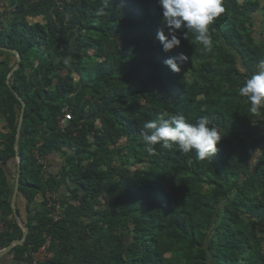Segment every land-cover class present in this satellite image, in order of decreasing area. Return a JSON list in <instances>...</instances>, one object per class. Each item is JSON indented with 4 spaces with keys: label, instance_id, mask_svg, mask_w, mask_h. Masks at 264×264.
Segmentation results:
<instances>
[{
    "label": "trees",
    "instance_id": "obj_1",
    "mask_svg": "<svg viewBox=\"0 0 264 264\" xmlns=\"http://www.w3.org/2000/svg\"><path fill=\"white\" fill-rule=\"evenodd\" d=\"M3 1L0 249L26 226L11 252L31 264L49 239L53 256L36 264H264V109L238 94L264 60V0H223L210 47L178 30L168 53L158 0ZM5 49L20 55L11 86L17 60ZM178 52L189 60L174 72L164 61ZM11 87L25 103L19 164ZM173 115L207 117L217 153H149L143 125ZM52 155L64 160L56 172ZM19 166L24 225L11 206Z\"/></svg>",
    "mask_w": 264,
    "mask_h": 264
},
{
    "label": "clouds",
    "instance_id": "obj_2",
    "mask_svg": "<svg viewBox=\"0 0 264 264\" xmlns=\"http://www.w3.org/2000/svg\"><path fill=\"white\" fill-rule=\"evenodd\" d=\"M158 4L162 10L163 27L158 30L157 39L165 53L180 47L178 30H183L184 38L187 32H194L197 42L206 48L211 46L209 25L225 11L223 0H158ZM188 60L184 52H178L164 63L172 71L178 72ZM238 94L247 99L251 113L256 114L264 109V60L259 61ZM140 135L149 153L155 152L156 145L165 149L175 146L184 153L194 152L200 160L211 159L217 153V145L222 138L217 127L210 126L207 117L189 123L183 116L177 115L146 122Z\"/></svg>",
    "mask_w": 264,
    "mask_h": 264
},
{
    "label": "water",
    "instance_id": "obj_3",
    "mask_svg": "<svg viewBox=\"0 0 264 264\" xmlns=\"http://www.w3.org/2000/svg\"><path fill=\"white\" fill-rule=\"evenodd\" d=\"M6 50L11 52V53H13L16 56V60H17L16 65L11 69V71L9 72V74L7 76V83L10 85V77L19 68V63L18 62L20 61V55L14 49H6ZM11 89L13 90L14 94L22 102V105H23L21 113H20L17 129H16V137H15V143H14V148H15V151H16V159H17L18 164H19L20 161H21L20 155H19V142H20L22 124H23L24 114H25V108H24L25 107V103L22 101V98L18 95V93L12 87H11ZM18 169H19V171L16 174L14 188H13V194H12V197H11V206H12L13 213H14V216H15L16 220L20 224L24 225L23 221L21 219V216H20V214L18 213V210H17V198H18L19 186H20V166L18 167ZM28 233H29V228L25 226L24 233H23V235H22V237L20 239H14V240L11 241V243L8 246L0 249V258L5 256V255H7L15 246L23 245L25 243L26 239H27Z\"/></svg>",
    "mask_w": 264,
    "mask_h": 264
},
{
    "label": "crops",
    "instance_id": "obj_4",
    "mask_svg": "<svg viewBox=\"0 0 264 264\" xmlns=\"http://www.w3.org/2000/svg\"><path fill=\"white\" fill-rule=\"evenodd\" d=\"M3 5H4V1L3 0H0V6H3ZM262 5H264V2L262 3ZM262 13H263V10H260L255 15V18L258 20V26L260 25L259 22L261 20ZM47 161L51 165L50 166V170H52V172L58 171V169L60 168L59 166L64 164L63 158L60 159V157L57 156V155H52L51 157L48 158ZM40 199L41 198H38L37 201H40ZM24 203H25L24 201H19L17 203V208H20L21 209V214L22 215H24V213H25V204ZM11 251L7 255H5V256H3V257L0 258V264H31V262L28 263L25 260L24 261H18V260H16L15 259V256H14V253L11 252Z\"/></svg>",
    "mask_w": 264,
    "mask_h": 264
},
{
    "label": "built area",
    "instance_id": "obj_5",
    "mask_svg": "<svg viewBox=\"0 0 264 264\" xmlns=\"http://www.w3.org/2000/svg\"><path fill=\"white\" fill-rule=\"evenodd\" d=\"M72 119V114L68 113L65 115V120L61 121V127L64 128V124L66 121L71 120ZM43 161V159L41 160V162ZM47 198H52L54 197V194H52L51 192L47 193ZM55 212L59 213V206L58 204L55 205ZM58 218V216H56V219ZM3 225L0 224V229L3 230ZM49 246H50V239L48 241H46L45 243H43L38 250H36L35 252H33L32 254V259H33V263L36 264L38 262H42L46 259H49L53 256L52 251L49 250Z\"/></svg>",
    "mask_w": 264,
    "mask_h": 264
},
{
    "label": "rangeland",
    "instance_id": "obj_6",
    "mask_svg": "<svg viewBox=\"0 0 264 264\" xmlns=\"http://www.w3.org/2000/svg\"><path fill=\"white\" fill-rule=\"evenodd\" d=\"M3 50H4V48H2ZM6 50V49H5ZM8 52V51H7ZM23 106V105H22ZM0 130H2V131H6V128H5V122L3 121L2 122V120L0 119ZM60 159H62L61 158V156H60ZM38 198H40V196H38Z\"/></svg>",
    "mask_w": 264,
    "mask_h": 264
}]
</instances>
